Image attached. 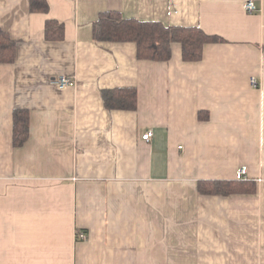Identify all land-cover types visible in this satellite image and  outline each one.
<instances>
[{"label":"crops","instance_id":"1","mask_svg":"<svg viewBox=\"0 0 264 264\" xmlns=\"http://www.w3.org/2000/svg\"><path fill=\"white\" fill-rule=\"evenodd\" d=\"M30 1L0 0L17 42L0 64V264H264V0H46L47 14ZM106 11L223 42L200 62L177 44L168 62L139 60L135 44L94 40ZM48 20L62 42L46 41ZM118 88L138 91L136 111L105 108ZM16 110L30 115L19 148ZM242 180L256 192L198 191Z\"/></svg>","mask_w":264,"mask_h":264},{"label":"trees","instance_id":"2","mask_svg":"<svg viewBox=\"0 0 264 264\" xmlns=\"http://www.w3.org/2000/svg\"><path fill=\"white\" fill-rule=\"evenodd\" d=\"M46 0H31L32 13L49 12ZM94 40L98 43H130L137 46V58L153 62H168L172 59L173 46H181L185 62H200L208 44L222 43L217 36H209L199 28L169 27L159 22L124 18L120 13L106 11L99 15L93 26ZM65 29L55 20L45 24V39L48 42H62ZM17 58V42L0 29V64H14ZM107 110L136 111L138 91L135 88H118L102 93ZM201 115V114H200ZM13 144L22 147L30 136V115L26 110L13 114ZM242 181H202L198 191L204 196L229 197L235 194L254 193L256 187Z\"/></svg>","mask_w":264,"mask_h":264},{"label":"built area","instance_id":"3","mask_svg":"<svg viewBox=\"0 0 264 264\" xmlns=\"http://www.w3.org/2000/svg\"><path fill=\"white\" fill-rule=\"evenodd\" d=\"M245 11L249 14H254V13H258L260 12V10L258 9V7L253 3V2H247L244 5ZM52 83L60 90H64L68 87H70L71 85H73L74 83V79L70 78V77H65V76H59L56 77L55 79H53ZM252 85L256 86L257 81L255 78L252 79L251 81ZM153 131H148L147 133H145V135H143L142 139L146 142H150L153 138ZM247 175V169L246 168H242L240 170V176L242 178H246ZM77 237L79 240L84 241L87 239V235L86 233H78Z\"/></svg>","mask_w":264,"mask_h":264}]
</instances>
